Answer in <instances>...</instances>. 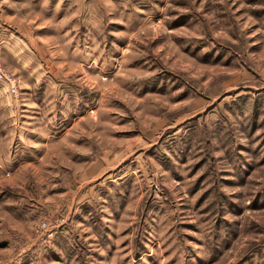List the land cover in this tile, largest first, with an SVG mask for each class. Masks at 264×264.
<instances>
[{"label":"rangeland","instance_id":"rangeland-1","mask_svg":"<svg viewBox=\"0 0 264 264\" xmlns=\"http://www.w3.org/2000/svg\"><path fill=\"white\" fill-rule=\"evenodd\" d=\"M0 48V264H264V0H0Z\"/></svg>","mask_w":264,"mask_h":264},{"label":"crops","instance_id":"crops-1","mask_svg":"<svg viewBox=\"0 0 264 264\" xmlns=\"http://www.w3.org/2000/svg\"><path fill=\"white\" fill-rule=\"evenodd\" d=\"M6 49L10 50V48H7V46H6ZM0 51H1V48H0ZM15 51L12 52V56H13V58L16 59L17 54L15 53ZM0 58H2V54H1ZM1 60H0V62H1ZM1 64H2L3 68L6 69L2 62H1ZM17 84L19 87V92L21 93L20 85L18 82H17ZM0 109L3 112V114H0V122L4 121V123H14L15 119H12V116L16 115V117H18V112L20 113V111L16 108L15 100L7 94L5 89H3L1 87H0ZM7 117H8V120H7Z\"/></svg>","mask_w":264,"mask_h":264},{"label":"built area","instance_id":"built-area-1","mask_svg":"<svg viewBox=\"0 0 264 264\" xmlns=\"http://www.w3.org/2000/svg\"><path fill=\"white\" fill-rule=\"evenodd\" d=\"M0 87L5 89L7 94L13 99H18L19 89L18 84L14 76L9 74L2 66L0 62Z\"/></svg>","mask_w":264,"mask_h":264}]
</instances>
